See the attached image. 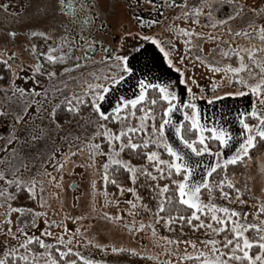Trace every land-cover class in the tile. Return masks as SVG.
Instances as JSON below:
<instances>
[{"label":"rangeland","instance_id":"374dc122","mask_svg":"<svg viewBox=\"0 0 264 264\" xmlns=\"http://www.w3.org/2000/svg\"><path fill=\"white\" fill-rule=\"evenodd\" d=\"M130 4L131 7H128L124 3H119L114 27L108 34H105V43L111 46V50L120 49L121 38L126 31H148L149 26L139 25L137 17L144 20L160 19L161 23L158 26H152L151 32L156 34L162 42L171 40L178 53L185 56L183 75L167 65L158 48L151 44L146 45L147 52L140 58L139 65H148L151 71L146 75L153 82L175 81L183 100L188 99L187 88L191 87L192 92L200 97L197 103L201 113V122L205 123L208 128L222 126L232 133L234 139L229 148L224 149L222 158L231 156L238 142L243 139L241 132L245 131L239 122L237 113L250 112L253 105L259 108V98L248 89L235 88L228 83L229 73L211 70L208 67L211 61L206 57L213 61H222L224 66L238 67L240 56H244V63L248 65V68L241 73L243 78L247 76L248 82L254 83L261 75H264V40L260 39L261 33L257 31L264 26V17L256 21L249 19L244 25L242 24L245 15L253 12L259 14L260 10H264V0H189L188 4L184 5L176 2L175 8L171 6V0H169V6L160 9L162 15L150 11L147 4L138 5L137 0H130ZM241 6L243 10L236 15ZM197 8L202 9L198 16L194 14ZM182 12L189 13L187 18L181 15ZM229 17H235L234 22L243 25V28L241 27L242 29L235 33L227 30L228 23L232 20ZM196 20L198 23L194 22ZM219 20L225 23H217ZM173 25L176 29H186L199 35L193 34L190 37L178 35L176 30L170 29ZM222 29H226V34L220 31ZM242 30L248 35L236 34ZM185 40L191 41V49H194V45L201 43L197 49L202 50L205 59L203 63L201 60L199 62L193 59L189 55L191 51L185 52ZM259 43L262 46H259ZM31 44H36L38 47V40L23 37L15 42L10 41L9 38L0 40V57L7 58L13 52L19 57V59L9 61L13 69H20V76L26 77L17 79L16 83L25 88L34 87L40 93L35 99L41 105V110L37 112V106L33 104L25 121H15L14 109H7L9 112L7 116H0V169H4L9 176L15 169H19L17 174L23 181L35 179L37 182L35 193H30L27 183H24L28 195L18 196H14L10 186L0 182V190L11 192L14 196V199H9L7 194L0 197V256L3 255V251L7 250L6 245L12 246L23 242L24 236L17 231V229H22L28 236H35L46 244L52 245L48 251H51L61 264H66L67 259L77 260V264H84V261H80L75 255L76 252L86 259L93 260L96 264H168L169 261L171 264H196L194 259H183L184 255L187 253L195 256L200 251L210 252L211 246H206L204 242L210 238L217 239L215 234L210 231H190L175 225L167 226L163 220L157 222L154 214L159 203L162 202V195L160 189L157 188V182L150 178L139 176L135 183L131 181L122 186L123 192L120 190L121 187L114 191L107 190L101 176L107 155H96L93 159L88 147L97 127L96 117L91 114L90 108L80 106V114L76 115L67 111L66 105H62L56 115V124L60 126L59 128H56L49 119L50 111L57 103L66 97L71 98L73 94H81L86 87L85 81L94 82L92 74L96 76L111 74L108 69L112 62L104 60L105 53L99 54L82 68L70 70L69 66L65 65L52 66L49 70L56 71L57 76L49 78L43 73L34 74L28 66L35 63L30 52L27 51ZM126 46H128L127 41ZM253 48L259 50L254 52L256 63H253L247 53L242 51ZM224 52L229 54L225 56ZM113 54L118 53L113 51ZM177 66L181 65L177 63ZM65 67L69 69L67 73L63 71ZM139 74L138 67L137 75ZM11 75L8 67L0 63V88L7 87ZM181 79L188 80L189 83L181 84ZM193 80L194 84L191 83ZM114 88L115 90L108 94V101L103 104V108L108 112H111V104L117 96L132 98L134 92L138 94L135 80H126L125 83L114 86ZM235 91H245L246 94L243 96L225 95V93ZM214 96H218L219 99H213ZM182 118V112L174 113L176 121ZM245 119L248 123H256L254 118L246 117ZM120 126L116 127L111 123H106V127L113 132H118ZM12 134L15 135L16 140L8 144ZM32 135L38 136L39 139L32 140ZM167 135L175 147L183 149V145L172 128L167 129ZM77 137L79 139H76ZM94 143L100 144L104 154L112 151L103 136L95 137ZM77 146L81 147L77 155L68 156L66 161L62 160L70 149L75 152ZM13 149L16 150L15 156H13ZM53 151H55V159L49 161L48 157ZM117 158L130 162L138 169L147 167L146 164H134L128 161L122 152ZM56 161L64 163L63 171L59 170ZM194 161L201 165L193 177L195 182H199L205 178L206 166L216 163L217 158L211 154H205L202 158L194 157ZM238 163L242 164L241 168L217 180L220 181L227 177L235 188H230L227 181L225 182L223 187L229 193L228 198L221 195L219 188H214L211 193L212 202L218 206L235 209L241 214L236 219H239L242 224H260L264 222V214L258 212L261 204L264 203V152L258 155L249 153ZM21 165H26V167ZM45 172L49 175H45ZM208 179L210 180V177ZM236 188L240 189L239 198H237ZM201 198L203 200V197ZM117 200L120 202L118 206L113 203ZM239 200H243L244 203H239ZM129 201L135 203L137 207L133 209ZM203 201L207 203L209 199ZM141 205H147V209L151 211L145 210ZM14 209H23V211ZM129 211L134 215L129 216ZM105 212L113 216H123V221L103 219L102 214ZM37 213L40 215H36ZM77 217L82 219H76ZM9 218L10 224L7 223ZM133 220H135V228L129 231L126 225L131 224ZM141 222L153 225L155 235H153L152 228L147 226L139 231L135 230L139 228ZM261 226L264 227V224ZM9 228L14 235L8 234ZM77 229L80 231L77 232ZM46 232H51L52 235H45ZM245 234L249 237L247 232ZM59 238H63L66 243L58 244ZM69 240L70 244L67 243ZM87 241H92V243ZM97 244L107 247H97ZM193 244L195 247L192 246ZM113 246L123 247L126 251L114 253L111 250ZM57 247L64 251L71 247L73 252L69 253L66 258H60L55 252ZM128 249H134L135 252L127 251ZM44 252L43 248L41 253Z\"/></svg>","mask_w":264,"mask_h":264},{"label":"snow or ice","instance_id":"6c2138e0","mask_svg":"<svg viewBox=\"0 0 264 264\" xmlns=\"http://www.w3.org/2000/svg\"><path fill=\"white\" fill-rule=\"evenodd\" d=\"M118 3H124L128 7H131L130 0H117ZM111 5L112 0H108ZM137 4H147L149 5L150 11H155L158 14L160 9L169 6V0H137ZM171 6L175 8L176 0H171ZM211 7V5H208ZM100 8V0H40V4L37 7V13L41 17L42 21H47L49 17L54 21L52 24L47 26L37 25L36 30L29 29V34L31 37H39L45 44V50H41L36 44H31L27 51L30 52L31 56L35 60L34 64L28 65L31 71L36 73L46 74L49 78L57 76V72L54 70H49L45 67L44 61H47L49 65H64L71 57H74L75 61L81 59L80 55H77V51L83 54V59L88 62L90 61L89 52L94 51L96 45V37L93 36V31L99 32L101 29H106L107 25L104 20L100 18L97 9ZM0 9L6 11L7 5H0ZM243 10L241 6L236 12L239 15ZM202 12L201 8L195 9V15H199ZM181 15L187 18L188 12H182ZM178 18V17H177ZM235 17H229V19H234ZM198 23V20L194 21ZM137 23L141 26L148 25V31L144 32H132L126 31L124 36L121 38V48L117 50H108L105 61H111L109 65V72L111 74H105L102 76L94 77L93 83H86L81 94H73L71 98H65L61 102L57 103L50 111L49 119L52 121L56 128L60 126L56 124L57 110L61 108L62 105L67 106V111L80 114L81 107L87 106L91 109V114L96 117L97 127L94 130L93 136L88 143L90 149V155L94 159L96 155H107V160L103 164L102 182L107 184L110 179V166L111 165H121L130 174V178L133 183L139 178V176H145L153 181H159L163 179H169L171 184L175 186V201L171 195H165L169 193V184H164L162 187L157 183V188L160 189V193L163 196V200L159 203L157 211L154 214L156 221L159 222L163 220L167 226H171L174 222L179 221L181 226L183 223H187L189 226L199 229L207 228L211 232L219 235L221 233L230 232L232 238L229 239L226 235L223 241L210 238L204 243L211 246L210 252L200 251L195 256L185 254L183 259L185 260H196L198 264H232L233 261L240 262V264H264V227L258 223L242 224L239 219H234L240 217V213L235 209L229 207L218 206L212 202V191L214 188H219L221 195L225 198L229 197V193L224 192V184H227L230 188H235V185L231 180L225 179L220 180L218 183H213L208 179L217 169L226 170L228 165H235L242 161L244 157L249 155V150L254 148L256 145L257 138L264 141V75H261L258 80L254 83H249L245 80L243 76L239 75L248 65L244 63V56H240V64L238 67H232L231 65H225L223 67L216 66L215 64H209L208 67L215 71H224L226 74L231 72L235 79L241 84L246 86L248 91L255 94L259 98L260 107L257 108L253 105L250 112L237 113L239 122L243 125L245 131L241 132L243 137L242 141L238 142V146L235 148L234 153L227 158L223 157L224 149L229 148L233 141L232 133L221 127L208 128L205 123L201 122V113L197 103L200 98L197 94L192 92V88H187L188 99L183 100L179 91L176 87L175 81H169L168 83L153 82L150 80L146 73L150 72L151 69L147 64L140 66V58L147 52L146 45H154L158 48L159 53L162 54V59L166 61L167 65L175 68L177 73L183 75V63L185 56L180 55L177 51L176 46L171 40H165L162 42L161 39L157 38V35L151 32L152 26H158L161 21L158 18H153L151 20H144L141 17H137ZM219 24H224L225 21H217ZM215 26V25H213ZM76 29L80 30V34H76ZM171 30H176L178 35L191 36L193 34L199 35L198 33L189 32L186 29H176V27L170 26ZM257 31L261 33L260 39L264 40V26H261ZM237 35H245L248 33L241 32L236 33ZM0 35H5L4 32H0ZM6 35L15 41L18 33L16 30H8ZM102 40L103 37H100ZM126 41L127 45L126 46ZM135 43H132V42ZM186 47L185 52H190L192 47L190 40L184 41ZM113 51L118 54H113ZM247 53L249 59L256 63L254 52L259 51L253 48L252 50L243 49ZM229 53L224 52L223 55L227 56ZM19 59L17 53H10L7 58L0 57V63L6 65L11 72V78L9 79L7 87L0 88V116H7L9 112L7 109H14L13 118L16 122L25 121V117L29 114V109L35 104L36 111L41 110L40 102L35 99L36 96L40 95L36 89L21 87L16 83L17 79H25L26 77L20 76V69H13L9 61ZM196 60H201V56H196ZM177 63L181 66L178 67ZM75 68H79V63H74ZM259 66V65H258ZM139 67V75H137V68ZM114 70V71H113ZM65 73L69 71L67 67L63 69ZM71 79V77H70ZM126 80H135L136 88L138 89V94L133 93L132 98L120 95L117 96L114 103L111 104V112H108L103 108L104 102L108 101V94L115 90L114 86H119L125 83ZM38 84L39 81L37 80ZM181 84H188L189 81L185 79L180 80ZM195 83V81H191ZM67 85H65L66 87ZM149 90L156 93L155 96H149ZM245 91H235L228 92L225 95H235L243 96ZM47 95V93H44ZM213 99H219L218 96H214ZM150 105L145 107V105ZM160 105L159 111V124L157 126V111L156 106ZM138 106H140L138 108ZM137 110L140 111L141 115L136 116ZM180 111L182 112L183 118L179 121L174 119V113ZM129 117L135 118L137 123L133 126L130 123H125ZM246 117L254 118L256 123L246 122ZM114 119L116 122L120 123V129L118 132H113L106 127V123L109 120ZM172 128L175 132L176 137L179 142L183 145V149L175 147L168 138L167 129ZM150 129V130H149ZM143 133L140 142H133L134 134ZM209 133V135H205ZM186 134L194 136L193 139L186 138ZM103 136L108 146L112 149L107 154L101 151L100 144L94 143L95 137ZM32 140H38L39 137L32 135ZM76 139H79L77 137ZM16 140L14 134H12L8 140V144H12ZM214 140L220 145V151L212 152L208 146L207 141ZM118 144V147L116 145ZM153 146L154 150L144 151L143 155L146 157L147 161L151 163L152 168L155 171H149L147 167L137 168L130 164V162L122 161L117 158L118 154L124 152L125 149H130L133 151H139L141 149L147 150L149 146ZM167 153L169 159L161 158L160 150ZM185 149L187 151H185ZM15 149L12 150L13 156H15ZM81 151V147L77 146L75 152L69 150V153L64 155L62 160L66 161L68 156H75ZM205 154H211L217 158V162L214 164H209L206 166L205 178H202L199 182H195L193 177L197 169L201 167L199 162L194 161L195 158H202ZM55 159V151H53L48 157L49 161ZM56 164L60 171H63L64 163L61 161H56ZM26 167V165H21ZM19 169L9 176V174L4 170L0 169V182H3L6 186H14L20 188L22 184L27 183L28 191L30 193H35L36 181L31 179L27 182L23 181L21 177L17 174ZM45 175H49L47 172ZM182 176V179H172V177ZM55 179V177H51ZM112 184H116L115 179H111ZM205 189L209 192V201L205 203L202 200L201 190ZM121 192L124 189L121 187ZM43 191V189H41ZM132 191V189H128ZM237 193V198L240 196V189H235ZM7 194L9 199H14L11 192H6V190H0V197ZM117 206L119 201H114ZM131 207L135 209L137 205L128 202ZM179 206H187L190 210L191 215L185 216L180 214L179 207H176L173 212H170L165 218L161 213L166 211V205L172 206L173 204ZM239 203L243 204V200H239ZM145 210L147 205H141ZM15 211H23V209H14ZM95 211V208H93ZM258 212L264 214V203L261 204ZM222 214V215H221ZM36 215H40L37 213ZM134 214L129 211V216ZM202 215L209 217V222L205 223L201 219ZM102 218L106 220L113 221H123V216H113L109 213H103ZM76 219H82L77 217ZM197 221L198 223H193ZM11 223V220L7 221ZM35 222H33L34 224ZM214 224L216 225L214 227ZM231 225V227H229ZM152 228L153 235H155V227L151 224L146 225L141 222L139 228L135 229L137 231L144 229L145 227ZM129 231L135 228V220L129 225H126ZM249 229H254L256 231V237L250 239L245 233ZM8 234L14 235L11 228L8 230ZM24 236L23 242H19L17 245L7 246L3 255L0 256V264H40V260L37 258V254L33 253L31 250V243L37 241L39 245L45 249L44 253L40 256L43 257V264H61L60 260L53 256L51 251L48 249L52 248V245L46 244L43 240H39L35 236H28L27 233L23 232L22 229H17ZM80 229H77L79 232ZM45 235H52L51 232H46ZM18 239V238H17ZM166 239V238H164ZM92 243V241H87ZM172 243V241H168ZM57 243L64 245L66 242L63 238H59ZM67 243H71L69 240ZM178 243V242H177ZM220 245V247H218ZM97 247H107L105 245H96ZM195 247V244L192 245ZM258 246L259 252L255 255L251 254V250ZM24 251L21 252L20 250ZM112 252H124L126 249L123 247L117 248L112 247ZM127 251L135 252L134 249H128ZM55 252L60 258L68 257L69 253L73 252L71 247H68L66 251L57 247ZM75 255L80 261H84V264H96L91 259H86L79 252ZM66 264H77V260L67 259ZM168 264H171L169 261Z\"/></svg>","mask_w":264,"mask_h":264},{"label":"trees","instance_id":"16d2710c","mask_svg":"<svg viewBox=\"0 0 264 264\" xmlns=\"http://www.w3.org/2000/svg\"><path fill=\"white\" fill-rule=\"evenodd\" d=\"M188 4V3H187ZM264 17V10H260L259 11V14H256V13H250L247 14V16L245 15V17H243V25L246 21H248L249 19H253L254 21L258 20L259 18H263ZM228 29L231 33H235L237 31H240L242 28H243V25H239V24H236L234 22V19L230 20V22L228 23ZM242 27V28H241ZM222 33L226 34V29H222L220 30ZM259 46H262L261 43L258 44ZM201 46V43H198L197 45H194L193 48L194 49H191L190 51V56H192L193 59H195L196 56H201L204 59V56H203V53H202V50H198L197 47H200ZM207 60H210L211 61V64H215L216 66H219V67H222L224 66L223 62L222 61H213L212 59H209V57H206ZM196 60V59H195ZM199 61V60H198ZM200 62V61H199ZM203 63V62H202ZM229 73V81L228 83H230L233 87L235 88H239V89H247L246 86L244 85H241L234 77V75L231 73V72H228ZM241 76H243V74H239ZM245 80H247V76H245L244 78ZM150 97L151 96H155L156 93H153L152 90H149V94H148ZM150 105H145V107H148ZM140 106H138L139 108ZM156 111H157V115H158V119H157V126L159 124V111H160V105H157L156 106ZM141 115L140 111L137 110L136 112V116L139 117ZM107 123H111V125L113 126H116V127H119L120 126V123L116 122L114 119L112 120H109ZM125 123H130L132 124L133 126L136 125L137 123V120L135 118H132V117H129V119L127 121H125ZM144 134L143 133H140V134H134L133 136V142H140V139L141 137L143 136ZM205 135H209V133H205ZM186 138H189V139H193L194 136L190 135V134H186ZM208 143V146L210 147V149L212 151H218L220 150V145L218 144V142L214 141V140H209L207 141ZM151 150H154L153 149V146H149V149L147 150H144V149H141L139 151H133V150H130V149H125L124 152H122L123 156L128 160V161H131L132 163L134 164H146L147 165V168L149 171L153 172V174L155 175V171L154 169L152 168L151 166V163L149 161H147L146 157L143 155V152L144 151H151ZM264 152V141H261L259 140V138H257V141H256V145L254 148L250 149L249 150V153L252 154V155H258V154H261ZM160 153H161V158L163 159H169V156L167 153L163 152V150L161 149L160 150ZM241 163H237L235 165H228L227 166V169L226 170H221V169H217V171L215 173H213V175L210 177V181H212L214 184L215 183H218L219 181L218 178L219 177H223L224 175L230 173V172H233L234 170H237L239 168H241ZM109 172H110V179H109V182L106 184V188L107 190L109 191H114L124 185H127L129 184L132 180L130 178L131 174L121 165H111L110 166V169H109ZM111 179H115L116 180V184H112L111 183ZM172 179H182V176H176L174 175L172 177ZM157 183H159L161 186H163L164 184H169L170 186V190H169V193L165 194V195H171L173 200L175 201V192H174V189H175V186H173L171 184V181L169 179H163V180H159V181H156ZM10 190H12L14 196H18V195H28V191H27V188L24 184L21 185L20 188H16L14 186H10ZM202 192V197H203V200H208L209 199V192L205 189H202L201 190ZM224 192L227 193V190L226 188L224 187ZM246 198V197H244ZM162 200H163V196H162ZM176 207H179V211H180V214L182 215H185V216H188V215H191V212L190 210L187 208V206H179L177 204H173L172 206H167L166 205V211L161 213L162 216H164L165 218H167L168 214L170 212H173V210L176 208ZM222 215V214H221ZM201 219H203L205 221V223L209 222V217L206 216V215H202L201 216ZM236 219V218H234ZM193 223H198L197 221H193ZM175 225V226H180L181 228L183 229H186V230H190V231H198V232H202V231H210L209 229L207 228H199V229H195L191 226H189L186 222L183 223V226H181V223L179 221H176L172 224V226ZM216 225L214 224V227ZM229 227H231V225H229ZM211 232V231H210ZM215 234V233H214ZM247 234L249 235V237L252 239L254 237H256V231L254 229H249L247 231ZM228 236L229 239L232 238V235L230 232H225V233H221L219 235H216V238L220 241H223L224 240V237L225 236ZM31 247V250L33 253H36L37 254V258L40 260V264H43V259H41V252L43 250V248L39 245V243L37 241H33L30 245ZM218 247H220V245H218ZM24 250L22 249L21 252H23ZM260 250L258 248V246H255L252 250H251V254L255 255L256 253H258ZM196 264H198L197 261H195ZM232 264H240V262H235L233 261Z\"/></svg>","mask_w":264,"mask_h":264},{"label":"flooded vegetation","instance_id":"af4514ba","mask_svg":"<svg viewBox=\"0 0 264 264\" xmlns=\"http://www.w3.org/2000/svg\"><path fill=\"white\" fill-rule=\"evenodd\" d=\"M177 3L181 5L187 4L189 0H176ZM40 4V0H0V5H7L6 11L0 9V32H4L5 35H0V40H5L7 38L10 41L15 42L20 37L29 38L31 40H38V47H42L41 50H45V44L39 37H31L29 34V29L36 30L37 25L47 26L48 24L54 23V21L49 17L47 21H42L41 17L37 13V7ZM119 3L117 0H112L111 5L108 3V0H100V8L97 9V12L100 15V18L104 20L107 25L106 29H101L99 32L93 31V36L96 39V45L94 51L89 52L90 61L93 58L97 57L99 54L106 55L108 50H111V46L108 43H105V34H108L110 30L114 27V21L117 16V8ZM8 30H16L18 35L13 41L10 37L6 35ZM76 34H80V30L76 29ZM100 37H103L101 40ZM77 55L81 56V59L77 62L74 57L69 58V60L64 64L69 66L70 70L77 69L73 65L74 63H79L82 68L88 62L83 59V54L77 51ZM45 67L48 69L52 68V65H46L47 61H44Z\"/></svg>","mask_w":264,"mask_h":264}]
</instances>
